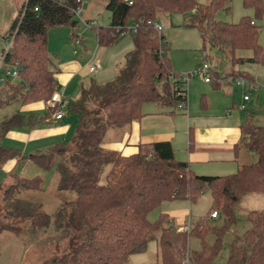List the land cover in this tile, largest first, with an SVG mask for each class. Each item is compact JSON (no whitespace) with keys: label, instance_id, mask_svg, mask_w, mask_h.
Wrapping results in <instances>:
<instances>
[{"label":"trees","instance_id":"trees-1","mask_svg":"<svg viewBox=\"0 0 264 264\" xmlns=\"http://www.w3.org/2000/svg\"><path fill=\"white\" fill-rule=\"evenodd\" d=\"M230 0H107L110 24L90 26L98 46L108 47L129 35L133 48L125 54L123 66L112 80L98 83L90 78L81 85L79 96L68 100L66 113L77 121L67 141L56 143L47 152L28 157L37 166L57 174V189L65 199L48 213L40 201H31L21 191L39 190L41 179L9 173L10 183L2 187L0 231L28 230L37 236L43 228H53L67 238L63 250L42 259L41 264H127L132 254L144 252L150 241L157 245L156 264H212L222 249V240L235 225L234 212L243 195L264 194V126L246 119L241 130L245 146L254 152L256 161L242 165L228 175H198L186 161L174 157L169 141L139 144L137 152L122 155L102 147L108 128H129L138 121L147 103L174 113L186 108L187 89L171 69L164 52L167 44L148 21L171 14H190L189 26L195 27L205 44L230 52L232 66L251 62L264 67V46L259 30L250 16L237 22L215 19L220 9L230 10ZM245 8L261 19L262 0H243ZM76 0H24L12 20L8 36L13 35L9 50L1 55L4 71L16 70L15 80L6 77L0 83V110L16 107L0 120V135L13 128L33 127L50 120L54 109L41 114L25 113L20 108L32 102L47 104L57 86L55 55L48 51L50 28L77 26L73 14ZM36 8V10H35ZM192 12V13H191ZM139 23L136 33L120 35L118 26ZM70 38L76 39L71 33ZM6 39V37H5ZM248 56H236V51ZM184 73V72H182ZM209 81L218 87L217 71L209 68ZM241 77L255 84L246 72L232 70L225 78ZM193 139L189 133V148ZM15 149L0 146V170L10 160L24 159ZM208 190L207 212L190 218L180 227L168 213L148 219V213L162 202L184 199L194 204ZM216 211L220 222L210 214ZM247 226L229 242L225 264H264V210H250ZM17 223H19L17 225ZM21 227V228H20ZM61 239V238H60ZM191 240L197 246H189Z\"/></svg>","mask_w":264,"mask_h":264},{"label":"rangeland","instance_id":"rangeland-1","mask_svg":"<svg viewBox=\"0 0 264 264\" xmlns=\"http://www.w3.org/2000/svg\"><path fill=\"white\" fill-rule=\"evenodd\" d=\"M23 1L0 0V66L2 52L7 47L5 37H8L7 32L10 24ZM208 1L197 0L198 3L202 4H206ZM106 2L107 0H87V3L81 6V18L90 22L95 21L97 26L109 25V12L105 9ZM262 3L264 8V0H262ZM228 5L230 10H218L215 19L232 23L239 21L242 16H250L256 21L257 25L261 26L259 43L264 46V12L261 19H256L254 11L244 7L243 0H230ZM190 17V14H171L158 19L163 25L162 34L165 36L168 45L164 54L169 59L172 71L191 74L186 82V108L182 109L178 105L171 115L152 114L158 112V110H163L155 103H147L142 108L144 113H148L144 117L145 126L159 131L168 130L173 132L174 138L176 136V139L172 142L175 150L174 155L176 159L182 161H186L188 155L187 131L190 126L195 128L212 127L218 124L220 126L227 123L226 120L228 119L238 120L240 123L245 119H249L256 126H264V67L249 61L243 65L232 66L229 61L230 52L228 50L222 51L207 42L204 44L198 29L189 26ZM75 19L78 21L76 27L50 28L47 35L48 51L55 55L54 61L57 66L61 61L74 58L83 63L80 73H77L76 78L72 80L68 87L70 93L68 96H70L71 101L79 96L82 81L86 83L89 78H93L98 83L112 80L124 64L125 54L133 48L132 39L129 35L123 36L111 46H98L92 28L85 26L83 20L77 17ZM71 33L76 34L77 38L72 40L70 38ZM78 38H81V41ZM249 54L248 51H236V56H248ZM97 59L100 61L99 67L92 72L89 70V66L95 65ZM203 64L209 65L210 69L218 72L220 81L217 88H214L211 83L204 82L203 76L198 72ZM232 70L246 71L255 79L254 90L247 93L250 101L246 103V110L238 108V104L242 100L243 90L235 85V78H224ZM5 72L3 68H0V83L6 77ZM9 78L11 80L16 79L15 76ZM226 111L229 115L226 114ZM68 116L74 129L77 116L75 114H69ZM73 129L71 132L69 131L70 134ZM67 137L69 135L65 136L64 140ZM245 140L247 139L245 138ZM251 157L252 154L248 150H243L239 160L236 159L228 164H219L217 172L222 173H216L215 175L233 174L237 171L240 163L243 165L251 164L253 162ZM25 161L20 163L15 173L27 178L39 176L42 183L39 190L31 192L23 190L19 196L24 197V195H27L31 201H40L43 204V209L51 213L65 199V194L59 191L56 186V170L54 167L45 170L30 160ZM228 166L230 169L227 170L231 171L227 173L222 171L223 168ZM2 195L3 190L0 185V214ZM210 200L209 191L204 190L194 204L184 199L164 201L159 207L148 213V219L155 220L160 213L171 211L179 212L173 216L174 221L177 217L182 216L185 220L194 219L207 212ZM250 210H264L263 193H250L241 197L234 212L235 225L225 233L222 240V249L212 264H225L229 242L234 234L243 231L247 226L245 217ZM213 221L220 222L221 216L214 218ZM1 222L6 225L14 222V220L4 218ZM43 229L37 236L31 234L28 230H25L24 233H21L20 230L0 231V264H41L42 259L66 247V237L62 238L53 228ZM189 246H197V241L191 240ZM156 251V242L150 241L147 249L144 252L132 254L127 264H156Z\"/></svg>","mask_w":264,"mask_h":264},{"label":"crops","instance_id":"crops-1","mask_svg":"<svg viewBox=\"0 0 264 264\" xmlns=\"http://www.w3.org/2000/svg\"><path fill=\"white\" fill-rule=\"evenodd\" d=\"M78 40L81 41V38H78ZM164 41L166 43L165 36ZM96 63L99 64L100 61L97 59ZM82 66V61H79L76 58L61 61V63L57 66L59 70L55 75L57 86L58 89L68 99H70V96H68L70 95V93L68 92L69 84L74 78H76L75 76L77 75V73H80ZM217 77L220 81L218 72ZM89 80L90 78L86 83H88ZM204 82L208 84L211 83L214 88H217V86H215L212 81L207 82L204 80ZM83 84L85 83L82 81L80 83V88ZM46 105H48V102L47 104H44L41 101H37L23 105L20 110L25 113L38 112L41 114L44 111ZM14 108L16 107L12 106L1 109L0 120L4 114H7L9 112L12 113ZM146 114L148 113H144V115L138 121H133L128 129L108 128L103 137V142L101 144L102 147L107 150L118 151L122 155L127 156L137 152L139 144L169 141L172 145L173 140L176 139V136L174 138L173 132H170L168 130L159 131L156 129H150V127L145 126L144 117L146 116ZM152 114L171 115L173 113H169V111L163 109L158 110V112ZM226 114L229 115L227 111ZM68 115V113H65V115L60 120H53L52 118H50V120H45L44 122L33 127L22 126L19 128H13L7 131L4 135H0V146L15 149L19 151L22 156L26 157L19 161H17L16 159H10L3 164L1 168L2 171L0 170L1 187L10 183L11 178L10 176H8L9 173L18 175L17 173H15V170L18 168L21 162L30 160L28 157L35 153L47 152L56 143L67 141L69 137H67L66 140H64V137L67 135L70 136L69 131L71 132V130L73 129V123H71V119ZM228 120H226L227 123L220 126L218 124L212 127L195 128L190 126L188 128V155L186 162L189 165V169L192 170L195 174H207L214 176L216 173H222L217 172L219 170V164H228L235 161L236 159L239 160L243 150H248L252 154V161H256L257 157L254 152H252L245 146L246 140L241 130V125L246 119L242 123H240V121L238 122V120ZM189 133H191L193 139L191 148H189ZM242 165L243 164L240 163L237 167V170ZM227 169H230V167H225L222 171H225V173L231 171ZM177 213L179 212H168V214L173 219H175L173 216H175ZM175 222L178 226L182 227L188 222V220H185V218L182 216L177 217Z\"/></svg>","mask_w":264,"mask_h":264},{"label":"built area","instance_id":"built-area-1","mask_svg":"<svg viewBox=\"0 0 264 264\" xmlns=\"http://www.w3.org/2000/svg\"><path fill=\"white\" fill-rule=\"evenodd\" d=\"M76 2L78 3V6L74 9L73 14L75 17L79 18L80 20H83L81 18V6L83 4L87 3V0H76ZM36 10V8H35ZM148 24H150L153 29L158 33L161 34L162 33V29H163V25L159 20H154V21H148ZM83 24L85 26H93L96 25V22H90L88 20H83ZM139 28V23L136 21H131L130 23L124 25V26H118L117 27V31H119L120 35H124V34H128V33H136L137 30ZM13 35H10L6 38V42H7V47L6 49H4V53L5 54L10 46H11V41H12ZM99 67L98 63H95V65H90L89 66V70L90 71H95L97 68ZM209 68L210 66L207 64H203L199 69L198 72L203 76V79L205 81H209ZM7 75L10 76H16L17 75V71L14 69L7 71L6 72ZM191 76V74H187V73H181L180 75H178V78L181 80V84H180V88L184 89V87H186V82L187 79ZM235 85L238 86L239 88H241L243 90V96H242V100L240 101V103L238 104V108L241 110H246V103L249 101L250 97L247 93H249L250 91L254 90V85L253 83H251L250 81L243 79L241 77L235 78ZM68 98L60 91L57 90L54 92V94L52 95V97L49 99L48 101V107L54 109L51 115V118L53 120H60L62 119V117L65 115L66 113V108L68 106ZM181 106V105H179ZM182 107V106H181ZM211 218H217L218 214L216 211H213L210 214Z\"/></svg>","mask_w":264,"mask_h":264}]
</instances>
